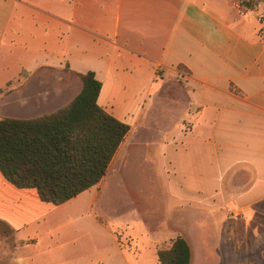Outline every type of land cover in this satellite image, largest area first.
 I'll list each match as a JSON object with an SVG mask.
<instances>
[{"label":"crops","instance_id":"crops-1","mask_svg":"<svg viewBox=\"0 0 264 264\" xmlns=\"http://www.w3.org/2000/svg\"><path fill=\"white\" fill-rule=\"evenodd\" d=\"M88 70L129 130L104 176L58 205L0 172V264H115L110 250L128 264L102 201L130 136L188 177L192 195L180 183L177 200L229 203L264 227V0H0V117L56 111Z\"/></svg>","mask_w":264,"mask_h":264},{"label":"rangeland","instance_id":"rangeland-1","mask_svg":"<svg viewBox=\"0 0 264 264\" xmlns=\"http://www.w3.org/2000/svg\"><path fill=\"white\" fill-rule=\"evenodd\" d=\"M154 127L151 133H144L146 139L156 136ZM138 144H133L131 136L126 139L108 174L102 201V215L126 250L128 264H159L151 249L168 247L177 235L191 246L192 264H264V227L253 224L252 218L234 216L229 203L211 208L177 200L180 183L181 191L192 195L188 177L184 182L179 172H166L168 164L160 156V146L147 148L146 141ZM208 223L203 230L197 225ZM0 230L7 233L4 227ZM200 237L205 238V245L198 241ZM107 241L106 249L109 238ZM24 251L19 248L11 253L16 257ZM110 256H115V264L127 263L118 252L110 250ZM17 263L23 264L19 257L11 264Z\"/></svg>","mask_w":264,"mask_h":264},{"label":"trees","instance_id":"trees-1","mask_svg":"<svg viewBox=\"0 0 264 264\" xmlns=\"http://www.w3.org/2000/svg\"><path fill=\"white\" fill-rule=\"evenodd\" d=\"M79 92L63 107L35 118L0 117V172L40 200L61 204L96 184L129 130L97 102L101 83L92 70L78 74ZM159 264H190L181 235L156 251Z\"/></svg>","mask_w":264,"mask_h":264},{"label":"built area","instance_id":"built-area-1","mask_svg":"<svg viewBox=\"0 0 264 264\" xmlns=\"http://www.w3.org/2000/svg\"><path fill=\"white\" fill-rule=\"evenodd\" d=\"M157 70H161V68H160V67H158V68H157Z\"/></svg>","mask_w":264,"mask_h":264}]
</instances>
